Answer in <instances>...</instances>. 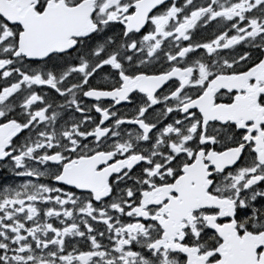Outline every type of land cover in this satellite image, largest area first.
<instances>
[{
    "label": "snow or ice",
    "instance_id": "1",
    "mask_svg": "<svg viewBox=\"0 0 264 264\" xmlns=\"http://www.w3.org/2000/svg\"><path fill=\"white\" fill-rule=\"evenodd\" d=\"M0 166V264H264V0H0Z\"/></svg>",
    "mask_w": 264,
    "mask_h": 264
},
{
    "label": "flooded vegetation",
    "instance_id": "2",
    "mask_svg": "<svg viewBox=\"0 0 264 264\" xmlns=\"http://www.w3.org/2000/svg\"><path fill=\"white\" fill-rule=\"evenodd\" d=\"M17 181H19L20 178H15ZM13 182V178L11 177V174L8 172V170L2 166H0V184L4 183H11Z\"/></svg>",
    "mask_w": 264,
    "mask_h": 264
}]
</instances>
